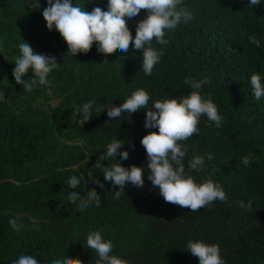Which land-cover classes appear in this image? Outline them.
<instances>
[{"label":"trees","instance_id":"obj_1","mask_svg":"<svg viewBox=\"0 0 264 264\" xmlns=\"http://www.w3.org/2000/svg\"><path fill=\"white\" fill-rule=\"evenodd\" d=\"M184 3L194 19L166 33V44L153 42L163 56L146 76L140 51L131 44L124 53L118 46L105 51L93 42L87 53L72 56L60 34L46 27V0H41V11L28 7L27 0H0V90L6 95L0 103V264H11L25 252L40 259L68 252L83 264H96L85 243L95 229L103 230L114 242L113 251L130 264H198L187 252L189 239L218 243L226 264H264V98L253 97L248 79L253 72L264 74V6L253 9L248 0ZM145 11L129 22L133 35ZM21 39L58 62L50 83L30 92L12 75ZM189 75L208 78L202 94L219 106L224 120L217 128L202 116L199 133L180 143L189 145V158L213 154L204 170L192 175L198 182L207 177L218 181L229 199L196 211L165 202L147 180V169L144 187L126 186L120 200L113 198L110 182L104 189L93 185L87 176L103 180L102 166L118 162L100 161L103 146L113 137L134 144L123 146L129 157L120 162L142 166L147 157L140 140L158 131L143 127L144 109L113 121L103 105H119L141 87L153 100L187 95L191 89L183 80ZM88 96H95L99 107L80 123L74 106ZM250 152L252 161L244 167L240 158ZM72 171L82 174L81 190L96 187L99 206L80 208L68 200ZM241 201L251 206L242 208ZM10 218L22 224L20 231L10 226Z\"/></svg>","mask_w":264,"mask_h":264},{"label":"clouds","instance_id":"obj_2","mask_svg":"<svg viewBox=\"0 0 264 264\" xmlns=\"http://www.w3.org/2000/svg\"><path fill=\"white\" fill-rule=\"evenodd\" d=\"M90 0L84 3H76L75 0H46V7L42 9V17L49 31H57L67 44V53L75 56L87 53L93 42L99 49L114 50L117 48L128 53L131 48L139 50L141 57V70L146 76L153 73L163 56V49L153 46V42L164 45L166 33L174 30L181 23L187 24L194 19V13L185 5L184 0H107L102 4L95 0L92 7H86ZM27 5L33 10L41 11V0H27ZM248 5L264 6V0H248ZM141 9L145 14L135 22V35L129 26V22L137 18ZM249 40L260 45V41L254 36ZM19 54L14 58L12 75L17 84L21 85L25 92H30L34 86H47L49 74L58 66L54 55L39 53L24 39L17 45ZM28 73H32L28 79H23ZM251 94L259 101L264 98V74L253 72L249 75ZM183 83L191 89L187 95L180 97L166 96L163 99L153 100L151 94L144 88H137L131 94L123 98V102L115 105L104 104L107 116L113 121L122 117L125 113H134L144 109L143 127L145 129H158L149 131L143 135L140 143L146 151V165L135 164L124 166L120 161L127 160L129 151L122 150L125 144H134L125 139L113 137L103 146L100 156L103 160L115 159L117 163L102 166L98 176L90 175L87 179L99 188H105V182H110L114 189L113 198L120 200L125 196V188L128 185L142 189L145 184L144 172L147 169V180L165 202H171L180 206H187L192 211L202 206H210L214 201H226L229 199L223 186L211 177L197 181L193 172H201L206 167L205 161L212 160L213 154L206 152L194 154L188 157L189 145L180 143L199 133V122L202 116L213 122L215 127H222L224 117L219 111V106L209 96L202 94L204 85L209 83L207 77L194 78L185 76ZM149 101L151 106L149 107ZM6 102V95L0 90V103ZM99 107L95 96L84 98L74 106L75 112L81 123L92 116L93 107ZM122 121V120H121ZM120 121V122H121ZM117 156L120 159H117ZM252 161V153L243 155L240 163L248 167ZM82 174L72 171L67 177V182L72 185L67 190L69 201L75 200L80 208L99 206L101 195L96 187L81 190ZM85 185V184H84ZM118 186V187H117ZM240 206L250 207L241 201ZM10 226L20 231L22 224L16 218L9 219ZM85 243L87 249L94 253L96 264H130V262L116 254L114 242L107 238L101 229L91 230L86 234ZM84 245V244H83ZM187 252L198 258V264H226L221 255L218 243H210L202 239H189L186 242ZM11 264H83L73 255L65 252L38 258L36 254L21 253L11 261Z\"/></svg>","mask_w":264,"mask_h":264}]
</instances>
